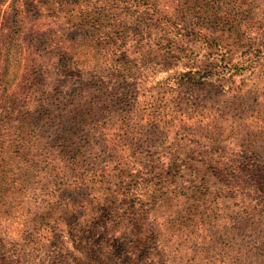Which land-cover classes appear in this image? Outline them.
<instances>
[{
    "label": "rangeland",
    "instance_id": "obj_1",
    "mask_svg": "<svg viewBox=\"0 0 264 264\" xmlns=\"http://www.w3.org/2000/svg\"><path fill=\"white\" fill-rule=\"evenodd\" d=\"M178 1L190 5V10L176 15L172 32L146 20L141 8L127 9L120 15V26L113 28L109 23L104 27L109 39L118 35L119 40L114 49L104 52L106 57L99 56L101 62L88 49L77 64L70 60L68 68L57 66V59L51 57L48 62L57 67L46 68L58 82L53 86L47 83L48 86L32 87L30 91L35 95L21 97V108H32L41 97L48 99L52 107H63L67 114L52 121L55 127L63 125L66 129L69 151L65 160L80 144L85 145L78 159L80 166L86 165L87 156L106 151L99 146L101 135L114 137L119 133L123 142L133 140L130 149L124 143L121 145L122 157L126 163L130 160L133 177L138 168L146 172L151 182L157 181L148 172L147 162L159 150L173 155L170 167H175L172 166L176 165L175 157L182 155L181 161L188 168L215 169L208 179L211 185L208 194L203 195L204 189L199 187L202 192L198 196L205 203L197 200L192 215L182 205L178 214L176 208L167 210L165 205L163 209L158 206L160 243L147 246L148 263L264 264L261 256L264 255V189H259V178L248 179L245 175L234 179L229 188L221 182L234 178L233 163L252 167L258 174L261 173L258 167L264 166V0ZM68 7H64L62 20H67L70 14ZM60 23L61 27L71 24ZM188 23L201 27V32L175 33L174 27L182 29ZM235 24L243 26V37L251 39L259 49L248 66H241L247 63V54L238 52L237 38L229 35ZM25 25L27 30L31 23ZM220 28L225 29L224 34L218 31ZM69 34L65 44L70 47L83 38L72 31ZM221 54L224 61H220ZM23 61L30 63L28 59ZM119 94L129 101L133 99L127 104L131 108L126 113L118 102L111 105L113 95L117 98ZM148 107L161 120L155 135L150 134L149 126L153 125L147 124L144 117ZM80 114L98 123L96 132L87 133L86 123L77 121ZM66 115L71 119L64 118ZM164 120L168 123H163ZM248 149H258L260 155L253 158L254 153ZM153 165H160V160L155 157ZM176 174L170 171L169 180ZM207 176L205 173L204 177ZM129 180L130 176L119 181ZM183 183L179 178L175 194L186 190L181 186ZM29 205L36 206L33 201ZM171 211L175 213L168 215ZM25 214L30 217L29 213ZM21 217L27 221L24 213ZM100 224L99 220L91 221L86 216L77 229L86 234L90 227ZM23 228L19 219L0 220V238L17 239ZM63 230L61 238L54 237L41 247H32L30 243L21 250L36 264H66L85 249L82 245L74 246L72 226H64ZM16 255V252L11 254Z\"/></svg>",
    "mask_w": 264,
    "mask_h": 264
},
{
    "label": "trees",
    "instance_id": "obj_2",
    "mask_svg": "<svg viewBox=\"0 0 264 264\" xmlns=\"http://www.w3.org/2000/svg\"><path fill=\"white\" fill-rule=\"evenodd\" d=\"M67 5L70 14L67 20H62ZM205 5L209 6L208 3ZM140 8L146 20L172 32L176 15L189 11L190 5L178 0H0V220L19 219L24 227L17 239L0 238V264H36L21 249L30 243L32 247H41L54 237H63L64 226L73 227L74 246L82 245L85 249L82 255L73 257L66 264H150L147 246L160 243L158 206L163 209L165 205L167 210L176 208L178 214L182 205L188 210L186 213L192 215L197 200H202L200 204L205 203L204 198L198 196L202 192L199 187H203V195L208 194L211 187L208 179L215 169L188 168L181 161L182 155H177L176 165H172L175 167H170L173 155L168 152L165 155L159 150L154 151L151 155L154 157L147 162L148 172L153 173V179L157 181L151 182L146 172L138 168L133 177L135 174L129 170L130 160L126 163L121 152V145L124 143L130 149L133 140L125 143L119 133L114 137L101 135L99 146L106 151L87 156L86 165L80 166L78 159L83 155L81 151L85 145L80 144L78 150L65 160L66 151H69V144L65 143L66 129L63 125L55 127L53 124L67 114L63 107H52L48 99L41 97L32 108H21V97L35 95L30 91L32 87L48 86L47 83L53 86L58 82L50 76L47 66L67 67L70 60L77 64L80 56L87 54L84 53L86 49L91 50L97 61L101 60L99 56L106 57L104 52L116 47L119 36L109 39L104 27L109 23L113 28L120 26V15L124 10L138 11ZM29 22L31 25L25 30V24ZM60 22L71 24L61 27ZM185 26L182 29L174 27L175 33L201 32V27L196 28L193 23ZM241 30L243 26L235 24L229 35L237 38L238 52L247 54V63L241 66H248L259 49L250 42L251 39L243 37ZM70 31L83 37L74 47L65 44L71 36ZM218 31L224 34L225 29ZM214 46L219 48L217 44ZM26 55L30 56L26 58ZM51 57L57 59V66L48 62ZM220 57V61H224L222 54ZM27 59L29 64L23 61ZM211 79L215 80L214 76ZM113 97L114 102L109 104L118 102L125 113L129 111L131 106L127 104L133 99L129 101L123 94ZM154 111L148 107L144 113L147 124L153 125L149 126L151 135L159 132L157 126L161 124ZM64 118L71 119L68 115ZM77 121L86 123L90 135L97 131L98 123L87 120L82 114ZM88 145L92 149V143ZM248 151L254 153L253 158L260 155L258 149ZM155 157L160 160V165H153ZM227 161L232 165L231 160ZM132 162L137 164V161ZM233 165L234 178L221 181L225 187L229 188L234 179L246 175L248 179L259 178V189H264L263 165L258 167L259 174L245 164ZM170 171L177 173L171 180L168 178ZM205 173H208L206 178ZM129 176L128 183L119 181ZM179 178L186 190L175 194L174 187ZM115 179L117 182L112 183ZM222 184L220 191H223ZM30 201L36 206L30 207ZM25 212L30 214L29 218ZM22 213L27 221L22 219ZM86 216L101 224L90 227L84 234L77 226ZM14 252L16 257L11 256Z\"/></svg>",
    "mask_w": 264,
    "mask_h": 264
}]
</instances>
